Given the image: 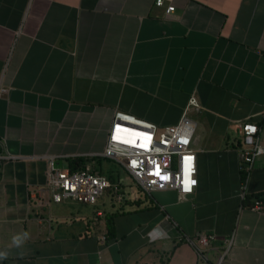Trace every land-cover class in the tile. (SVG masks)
<instances>
[{
	"label": "crops",
	"instance_id": "crops-1",
	"mask_svg": "<svg viewBox=\"0 0 264 264\" xmlns=\"http://www.w3.org/2000/svg\"><path fill=\"white\" fill-rule=\"evenodd\" d=\"M0 88V264H264V152L244 175L237 150L241 120L264 144V0H0ZM191 96L192 193L50 201L49 157L100 173L114 110L171 125Z\"/></svg>",
	"mask_w": 264,
	"mask_h": 264
},
{
	"label": "built area",
	"instance_id": "built-area-1",
	"mask_svg": "<svg viewBox=\"0 0 264 264\" xmlns=\"http://www.w3.org/2000/svg\"><path fill=\"white\" fill-rule=\"evenodd\" d=\"M162 3L163 0H155V5H162ZM172 10V5L165 7L166 13ZM4 93L6 89L0 88V94ZM188 107H198L193 96L188 98L184 112L177 123L171 125H156L114 110L104 147L101 152L92 155L101 156L119 165L129 179L145 194L154 190L172 189L177 193L178 198H183L192 193L196 185L192 183L196 181L195 153L187 146L191 130V121L185 116ZM262 115H264V109ZM237 128L240 170L245 175L264 152V144L260 136L261 128L255 122L241 120ZM48 162L45 187L52 202L69 200L94 204L111 185L104 175L86 166L71 172L68 169L54 167L52 157H49ZM157 171L159 175L155 174ZM244 181L239 186L240 194L244 192ZM186 187L189 190H185ZM114 191L117 195L116 188ZM118 198L119 195H117ZM260 207V203L253 206L254 209H260ZM186 239L195 249L198 258L204 259L203 249L214 241L215 237L213 234L200 233L194 238L186 237ZM231 239L232 237L227 241V247ZM221 258L222 255H219L217 262H220Z\"/></svg>",
	"mask_w": 264,
	"mask_h": 264
},
{
	"label": "rangeland",
	"instance_id": "rangeland-1",
	"mask_svg": "<svg viewBox=\"0 0 264 264\" xmlns=\"http://www.w3.org/2000/svg\"><path fill=\"white\" fill-rule=\"evenodd\" d=\"M101 169L102 172H100L101 174H104L109 182L114 185V184H121V186H133L132 185V181H130L129 179H127L126 177V174L125 172L123 171V169L111 162L110 160L106 159V160H101L99 165H98ZM109 193L107 192H104L103 195L97 199L96 203L94 204V208L95 209H102V208H106L109 204ZM103 202H104V205H103ZM76 208L80 211H82L84 208L87 207V205H82V204H78V203H75V204H72V205H69L67 206V208ZM89 208H92L91 206H89Z\"/></svg>",
	"mask_w": 264,
	"mask_h": 264
},
{
	"label": "trees",
	"instance_id": "trees-1",
	"mask_svg": "<svg viewBox=\"0 0 264 264\" xmlns=\"http://www.w3.org/2000/svg\"><path fill=\"white\" fill-rule=\"evenodd\" d=\"M239 142V141H238ZM83 163L84 162H82V160H79V159H71V160H69V168H68V170L69 171H76V170H78V169H83L84 168V165H83ZM138 189L140 190V191H142L139 187H138ZM106 192L107 193H109L110 195H109V197L111 198V199H113L114 198V188H112V187H110V188H108L107 190H106ZM142 193H144L143 191H142ZM122 194V193H121ZM107 223V222H106ZM109 223H107V225H108ZM109 226V225H108Z\"/></svg>",
	"mask_w": 264,
	"mask_h": 264
},
{
	"label": "clouds",
	"instance_id": "clouds-1",
	"mask_svg": "<svg viewBox=\"0 0 264 264\" xmlns=\"http://www.w3.org/2000/svg\"><path fill=\"white\" fill-rule=\"evenodd\" d=\"M160 236H163L164 233L160 232L159 233ZM28 238V234L24 233L22 235H17L13 238V243L16 244L17 246H19L20 244H22L26 239ZM7 257V253L6 252H0V259H4Z\"/></svg>",
	"mask_w": 264,
	"mask_h": 264
},
{
	"label": "water",
	"instance_id": "water-1",
	"mask_svg": "<svg viewBox=\"0 0 264 264\" xmlns=\"http://www.w3.org/2000/svg\"><path fill=\"white\" fill-rule=\"evenodd\" d=\"M53 164H54V167L59 168L60 165H61L60 159H56V160H54Z\"/></svg>",
	"mask_w": 264,
	"mask_h": 264
},
{
	"label": "snow or ice",
	"instance_id": "snow-or-ice-1",
	"mask_svg": "<svg viewBox=\"0 0 264 264\" xmlns=\"http://www.w3.org/2000/svg\"><path fill=\"white\" fill-rule=\"evenodd\" d=\"M155 174H156V175H159V171H157ZM164 179H167V177H164ZM192 183H195V182L192 181ZM185 190H189V189L186 187Z\"/></svg>",
	"mask_w": 264,
	"mask_h": 264
}]
</instances>
